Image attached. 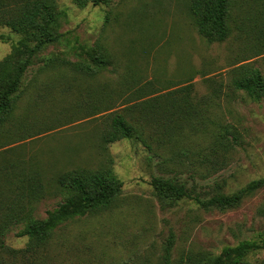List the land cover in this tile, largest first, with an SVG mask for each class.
I'll return each instance as SVG.
<instances>
[{
	"label": "rangeland",
	"instance_id": "obj_1",
	"mask_svg": "<svg viewBox=\"0 0 264 264\" xmlns=\"http://www.w3.org/2000/svg\"><path fill=\"white\" fill-rule=\"evenodd\" d=\"M55 1L64 37L33 59L14 118L0 128V195L11 194L21 205L27 203L17 197L29 195L31 211L43 220L63 201L60 175L109 166L123 182L122 193L110 209L58 227L44 247L20 236L24 223L9 226L0 238V264H201L227 246L258 239L264 233V185L236 208H204L195 198L232 195L264 180V98L256 101L231 88V71L240 65L250 63L264 76V0L236 1L223 43L199 35L191 0H111L83 7ZM0 36L3 60L23 35L0 27ZM102 48L112 61L106 70L84 52ZM50 59L85 62L96 73L60 61L50 66ZM189 84L191 115L184 121L182 111H171L167 121L182 127L172 137L152 132L132 108L146 100L184 98ZM208 99L203 123L198 109ZM107 108L127 117L133 138L104 143ZM225 129L229 146L207 160L186 151L194 145L198 152L211 142L207 136ZM19 131L26 132L25 140L19 141ZM153 177L182 181L192 197L160 198ZM246 262L264 264V250Z\"/></svg>",
	"mask_w": 264,
	"mask_h": 264
},
{
	"label": "trees",
	"instance_id": "obj_2",
	"mask_svg": "<svg viewBox=\"0 0 264 264\" xmlns=\"http://www.w3.org/2000/svg\"><path fill=\"white\" fill-rule=\"evenodd\" d=\"M73 1L80 7L88 3L99 6L108 5L111 2V0ZM236 1L191 0L190 11L198 33L208 43H223L230 37L229 21ZM60 14L59 6L55 0H14L10 4L0 2V27H8L15 33L23 35V39L17 43L14 51L3 60H0V128L8 120L14 118L19 99L25 93L22 88L25 74L33 59L47 45L58 43L63 39L64 34L60 31ZM0 41H4L2 36H0ZM84 52L89 54L91 61L99 69L106 70L112 64L109 53L103 48L99 51ZM59 61V59H50L48 63L52 66ZM60 62L64 65H70L76 71L84 72L87 75L96 73L95 69L85 62L73 63L65 59ZM231 72L234 75L231 80L232 89L244 92L256 101L264 98V76L258 68L248 63L234 68ZM183 88L188 90V94L184 98H173L165 103L157 101L155 104H151L150 101L146 100L133 105L132 108L140 114L144 125L149 126L152 132L157 131L160 134L172 137L173 132H178L182 127L179 126V121H167L172 115L171 111L180 110L178 113L182 111L183 117L181 119L186 121L189 119L190 110L193 108L189 94L193 85L189 84ZM179 92L182 91H176V94ZM174 94L172 93V95ZM147 96H149V93L141 98L144 99ZM210 101L211 99H208L207 102L203 101L201 109H198L203 123L206 116L205 112L212 104V101ZM116 112L113 111V108H107L103 112L109 122L107 133L104 136L106 145L121 139H131L135 134L134 128L127 117ZM162 117H165L166 120ZM21 131H24L23 127ZM226 131L225 129L220 132V135L215 132L213 136H207V138H211V142L204 141L198 148V152L194 145L186 151L191 153L192 156H198L203 161L207 160L210 155L229 146L224 142V140H227ZM202 132L213 133L211 130L208 131L207 128H203ZM18 133L19 141L26 139V132L19 131ZM13 135L16 136V132ZM147 146L149 145L147 144ZM3 181L7 182V180ZM56 181L61 187L64 198L59 206L50 211L47 218L43 220L36 218L31 211V208H33L32 203L25 200L29 195L24 196V199L22 196L17 197V203L24 201L27 203L24 205L13 202L12 199L15 197H12L11 194L0 195V238L4 236L9 226L24 223V231L20 236H28L32 241V245L44 247L51 240L55 230L63 224L77 218L96 215L113 207L123 188V182L114 174L111 166L97 171L75 170L67 172L60 175ZM151 185L156 194L162 199L180 201L192 197L186 184L174 178L153 177ZM263 185L264 180L253 181L246 188L232 195H217L207 201H203L197 196L195 200L204 208H236L247 195ZM38 190L34 189V197L38 195ZM20 195H23V193H20ZM263 250L264 233L260 234L258 239L244 240L236 246H227L218 256L204 258L201 264H246L249 255ZM167 251H170V247Z\"/></svg>",
	"mask_w": 264,
	"mask_h": 264
}]
</instances>
